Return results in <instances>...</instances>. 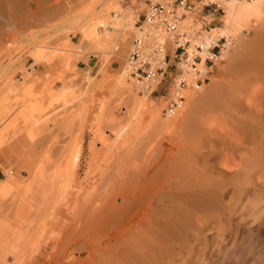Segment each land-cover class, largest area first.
<instances>
[{
	"label": "rangeland",
	"instance_id": "374dc122",
	"mask_svg": "<svg viewBox=\"0 0 264 264\" xmlns=\"http://www.w3.org/2000/svg\"><path fill=\"white\" fill-rule=\"evenodd\" d=\"M228 1L200 2L207 4L205 9L210 12L216 9L206 18L214 41L224 26ZM85 4V0H0V155L5 157H0V182L8 178L7 169L15 177L5 181L7 191L0 192V264H10L13 255L17 264L45 263L48 252L60 247L64 223L77 218L79 204L94 196L91 188L117 161L144 149L155 152L156 140L174 136L173 126H161L163 120L173 117L164 115L166 83L149 95L138 119L129 117L122 99L111 94L115 79L125 71V58L146 1L103 0L97 10H105L101 20L107 22L103 27L97 25L96 30L110 35L104 48L100 44L98 48L82 46L78 33L67 37L66 31L55 29ZM245 22L244 27L237 24L231 35L224 37L226 50L215 63L210 80L224 82L233 60L256 41L257 16L251 12ZM183 23L187 25L190 19ZM195 23L196 29L203 24ZM23 36H30L33 44ZM115 43L118 50L113 54ZM81 60L92 66L79 68ZM127 78L125 95H143L129 87ZM186 105L185 96L177 110L184 112ZM75 154L78 156L73 163ZM259 181L262 183L250 187L244 209L234 215L249 211L239 223L235 221V237H226L218 252L207 254V261L235 264L237 256L242 264H264V180ZM250 237L254 244L246 250ZM212 246L216 247L215 241Z\"/></svg>",
	"mask_w": 264,
	"mask_h": 264
},
{
	"label": "bare ground",
	"instance_id": "6f19581e",
	"mask_svg": "<svg viewBox=\"0 0 264 264\" xmlns=\"http://www.w3.org/2000/svg\"><path fill=\"white\" fill-rule=\"evenodd\" d=\"M85 2L78 12L55 23V29L66 31L67 37L78 33L82 46L98 48L100 44L104 48L110 35L96 30L97 25L106 26V20H101L105 10H97L103 0ZM263 7L264 0L228 1L218 36L228 38L252 12L259 24L252 47L233 60L223 83L210 80L204 94H200L204 88L186 90L188 107L184 112L176 109L175 115L164 122L158 118L164 128L173 126V137L156 140L155 152L144 149L125 161H117L104 174L106 177L93 185L94 196L79 204L82 206H78L76 219L64 223L60 247L52 248L43 264L214 263L207 261V254L218 252L220 243L230 234L235 237L236 222L249 211L234 218L235 213L247 204L250 187L261 184L260 178L264 180ZM208 36L214 42L212 34ZM30 38L23 36L32 43ZM117 48L115 43L113 54ZM225 50L223 46L221 54ZM124 68L126 73L121 71L115 79L111 94L122 99L129 117L138 119L155 85L143 95H125L128 72ZM0 157L5 158L2 153ZM11 173L7 169L5 181L15 178ZM5 181L0 182L1 194L7 191ZM211 229L216 230L214 235ZM253 240L247 238L246 250ZM235 259V264H242L237 256ZM9 262L17 264V256Z\"/></svg>",
	"mask_w": 264,
	"mask_h": 264
},
{
	"label": "built area",
	"instance_id": "2783aa9c",
	"mask_svg": "<svg viewBox=\"0 0 264 264\" xmlns=\"http://www.w3.org/2000/svg\"><path fill=\"white\" fill-rule=\"evenodd\" d=\"M145 1L147 6L135 26L125 58L127 80L138 93L153 85L150 93L158 92L166 83L163 110L165 116H171L185 101L186 88L200 90L210 82L225 38L214 42L207 39L210 22L206 18L216 9L206 10L207 4L200 5L201 0ZM185 19H190V23H183ZM196 21L204 25L196 29Z\"/></svg>",
	"mask_w": 264,
	"mask_h": 264
},
{
	"label": "crops",
	"instance_id": "0c3cea01",
	"mask_svg": "<svg viewBox=\"0 0 264 264\" xmlns=\"http://www.w3.org/2000/svg\"><path fill=\"white\" fill-rule=\"evenodd\" d=\"M92 65H91V62H89V63H85V62H83L82 60L81 61H79V65H78V67L79 68H82V69H85V68H88V67H91Z\"/></svg>",
	"mask_w": 264,
	"mask_h": 264
}]
</instances>
